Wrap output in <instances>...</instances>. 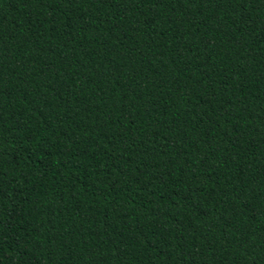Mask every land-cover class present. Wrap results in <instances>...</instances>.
<instances>
[{
  "label": "trees",
  "instance_id": "16d2710c",
  "mask_svg": "<svg viewBox=\"0 0 264 264\" xmlns=\"http://www.w3.org/2000/svg\"><path fill=\"white\" fill-rule=\"evenodd\" d=\"M0 264H264V0H0Z\"/></svg>",
  "mask_w": 264,
  "mask_h": 264
}]
</instances>
